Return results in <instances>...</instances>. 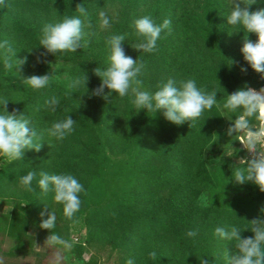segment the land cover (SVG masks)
I'll list each match as a JSON object with an SVG mask.
<instances>
[{
	"label": "trees",
	"instance_id": "1",
	"mask_svg": "<svg viewBox=\"0 0 264 264\" xmlns=\"http://www.w3.org/2000/svg\"><path fill=\"white\" fill-rule=\"evenodd\" d=\"M77 4L85 6L92 23L84 28L86 46L41 57L52 63L58 60L61 67L46 88L24 85L25 77L51 72L48 63L37 62L46 51L39 46L43 25L80 16ZM259 8H264V0L251 5L253 11ZM100 11L110 18V28L99 27ZM228 13V0H5L0 5V41L7 40L18 57L27 59L19 71L6 70L0 60V112L2 101L8 100L10 112L15 109L30 118L42 147L0 166V196L23 201L21 209L34 214L38 226L54 211L55 227L45 231L59 237L57 244L69 241L80 259L85 244H99L109 245L110 254H121L119 264L129 258L134 264H200L199 257L209 264H227L225 252H234V242L220 239L215 228L244 229L264 205L258 186L233 182L232 169L244 168L246 162L236 164L223 149L228 148L229 124L243 115L242 109L223 108L228 93L245 85L257 91L264 87V78L240 51L244 31L227 24ZM144 15L157 24L171 20L170 32L161 33L152 53L131 47L139 39L133 21ZM114 34L125 36L126 55L143 64L138 77L142 90L154 92L156 84L168 78L177 82L194 78L198 87L217 92V105L205 110L191 127L189 122L177 126L162 111L137 112L131 95H107V87L103 94L91 95L102 83L93 70L109 66L106 38ZM249 38L255 41L257 36L249 33ZM86 74L87 87H69ZM53 95L60 100L55 112L44 107ZM68 115L76 121L75 130L62 141L49 136L46 129ZM245 119L248 124L260 123L262 115L258 111ZM236 138L228 139L235 144ZM29 171L36 172L34 191L19 183ZM41 171L72 174L83 185L81 206L72 218L65 216L51 190L45 193L39 187ZM201 194L207 196L206 207L199 200ZM73 223L80 225L78 238L70 235ZM188 231L197 235L190 237ZM253 235L250 230L242 233ZM151 252H156L155 259Z\"/></svg>",
	"mask_w": 264,
	"mask_h": 264
},
{
	"label": "clouds",
	"instance_id": "2",
	"mask_svg": "<svg viewBox=\"0 0 264 264\" xmlns=\"http://www.w3.org/2000/svg\"><path fill=\"white\" fill-rule=\"evenodd\" d=\"M5 0H0V5H4ZM229 13L227 14V24L238 26L239 30L244 31L243 43L240 51L244 60L253 70L261 74L264 78V8L251 10V5L256 4L257 0H228ZM80 16H65L61 20L48 22L43 25L42 34L39 38V46L46 49L37 57V62L48 63L52 69L50 73L25 77L22 81L24 85L33 89H43L49 86L55 73L61 67L60 62L41 61V57H46L49 53L56 55L58 52H77L86 46V41L82 43L85 35L84 28L91 27L92 23L88 19L89 14L83 4H77L76 9ZM87 21V23H85ZM98 25L102 29H108L111 26V20L104 11L98 13ZM133 27L136 31L138 41L131 43V47L145 53H152L157 48V40L164 30H171V20L164 19L162 23L157 24L151 16L144 15L134 19ZM249 33H254L257 39L253 41L249 38ZM232 32H229L231 35ZM124 35H110L106 38V44L110 48L109 66L101 70L96 67L93 71L101 78V85L94 89L91 95L99 96L104 93V88L109 89L111 93L118 94L121 98L131 95L132 103L137 112L146 109L147 112L162 111L164 118L179 126L189 122V126L195 122L205 110H211L217 105V92H207L205 89L197 86L194 78H188L177 82L173 78L167 81H160L156 84V91L142 90L143 81L138 79L142 72L143 64L137 63L138 59H133L126 55L122 46L125 40ZM31 51V50H30ZM25 58L18 57L7 40L0 41V60L3 61L6 70H20L26 62ZM235 63L232 60L230 66ZM242 72H247V68L241 67ZM88 76L77 77L71 81L69 87L78 88L87 87ZM105 95V99H107ZM3 111L0 112V157L2 162L11 163L16 160L24 159L26 150H35L39 152L42 144L36 142L37 132L30 125L32 121L23 113L17 110H8V100L2 101ZM60 100L56 96L47 98L44 102L46 110L55 112ZM223 108L231 112L238 109L243 110V115L236 118L229 124L227 134L245 129L248 122L247 116H252L258 111L264 113V88L257 91L254 88L245 87L228 93ZM19 114V115H18ZM230 120V119H229ZM231 121V120H230ZM76 121L71 115L66 118L54 121L46 129L51 137L57 140H64L75 129ZM264 136L262 129L255 139L250 138L248 142L240 140L246 149L251 153V158L247 159L246 167L232 169L233 182L244 185L247 182L258 186L261 192H264V152H256L252 149L256 140ZM39 187L47 193L51 190L54 193V201L63 205L65 216L72 218L79 210L81 200L79 194L84 191L83 185L72 174H48L44 171L39 173ZM36 177L35 171H29L26 175L19 177V183L28 191H34L32 181ZM51 186V189H50ZM199 200L202 206H207L206 194H201ZM45 212H41L43 217ZM249 220V219H248ZM55 212L48 213V218L42 220L40 227L44 229H53L55 227ZM250 230L253 236L243 237L242 233ZM214 234L220 239L234 242V252H225L227 264H264V205L259 208V215L249 220L248 227L241 229L238 226H231L229 229L216 227ZM187 235L194 237L196 231H188ZM59 237L52 234L46 239V243L56 242ZM153 259L156 258V252L149 253ZM200 264H209L208 260L199 257ZM126 264H134V260L129 258Z\"/></svg>",
	"mask_w": 264,
	"mask_h": 264
},
{
	"label": "rangeland",
	"instance_id": "3",
	"mask_svg": "<svg viewBox=\"0 0 264 264\" xmlns=\"http://www.w3.org/2000/svg\"><path fill=\"white\" fill-rule=\"evenodd\" d=\"M260 114L262 115L260 123H249L247 128L228 137L234 139L237 136L235 144L230 141L231 139L226 138L228 148H223L224 154L231 156L230 160L236 164L245 163L251 158V153L240 140L248 142L250 138L255 139L264 129V113L260 112ZM236 146L244 152H238ZM251 147L256 152H264V136H260ZM2 161L3 158L0 157V166L5 163ZM24 205L23 201L15 197L0 196V264H85V261L90 264L120 263L122 255L117 252L110 254L109 245L85 244L83 259H80L72 252L69 241L63 240L61 244L55 242L45 244L50 233L36 224L34 214L21 209ZM78 226L80 225L75 223L71 225L70 235L78 238L80 231Z\"/></svg>",
	"mask_w": 264,
	"mask_h": 264
}]
</instances>
